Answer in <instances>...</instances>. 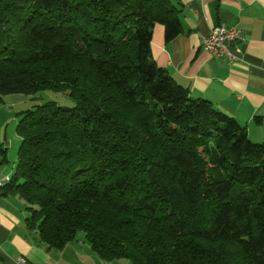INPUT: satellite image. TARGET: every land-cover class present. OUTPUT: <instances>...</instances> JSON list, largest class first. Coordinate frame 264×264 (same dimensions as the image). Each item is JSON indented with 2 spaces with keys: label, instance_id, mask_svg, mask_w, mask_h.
I'll use <instances>...</instances> for the list:
<instances>
[{
  "label": "trees",
  "instance_id": "1",
  "mask_svg": "<svg viewBox=\"0 0 264 264\" xmlns=\"http://www.w3.org/2000/svg\"><path fill=\"white\" fill-rule=\"evenodd\" d=\"M181 12L178 0H0V97L73 101L17 112L0 186L47 249L81 231L108 262L264 264V138L151 56L153 26L168 41Z\"/></svg>",
  "mask_w": 264,
  "mask_h": 264
},
{
  "label": "crops",
  "instance_id": "2",
  "mask_svg": "<svg viewBox=\"0 0 264 264\" xmlns=\"http://www.w3.org/2000/svg\"><path fill=\"white\" fill-rule=\"evenodd\" d=\"M181 32L165 41L164 28L153 26L150 50L155 63L194 98L210 101L246 129L252 141L264 138V0H178ZM218 23L242 30L244 40L226 42L229 55L212 56L201 47V38ZM231 57V58H230ZM10 95V94H9ZM8 95L0 97V179L10 177L15 158L8 149L15 140L17 112L5 110ZM14 123V139L7 128ZM16 155V154H15ZM24 201L16 195H0V264H16L23 256L32 264H130L127 260L103 261L83 240V235L61 249H47L35 232L27 230Z\"/></svg>",
  "mask_w": 264,
  "mask_h": 264
},
{
  "label": "rangeland",
  "instance_id": "3",
  "mask_svg": "<svg viewBox=\"0 0 264 264\" xmlns=\"http://www.w3.org/2000/svg\"><path fill=\"white\" fill-rule=\"evenodd\" d=\"M7 101H9V104H6L5 110H9L12 112V115L15 112L23 111L26 109L32 108L34 105L43 103L45 101H55L61 105H67L70 106L73 104V101L69 97H65L64 94L53 91V90H42L37 92L34 95H25L20 93H11L10 95L7 94ZM14 116V115H13ZM7 136L8 138L14 139L13 133H14V123L10 124L7 128ZM19 138V137H18ZM19 140V139H18ZM20 140L17 142L15 146V140L13 141V144L8 149L7 154V160L8 162L5 163L6 166L11 167V161L14 160L16 150L18 148ZM77 235H83L81 231L77 232Z\"/></svg>",
  "mask_w": 264,
  "mask_h": 264
},
{
  "label": "built area",
  "instance_id": "4",
  "mask_svg": "<svg viewBox=\"0 0 264 264\" xmlns=\"http://www.w3.org/2000/svg\"><path fill=\"white\" fill-rule=\"evenodd\" d=\"M244 40V34L237 26L226 25L224 23H218L214 25L208 32L207 35L202 36L201 38V47L206 52L210 53L212 56H222L229 55L226 42ZM231 58V57H230ZM4 178L0 179L2 182ZM16 264H32L23 256L17 257L15 259ZM42 264H50L48 262Z\"/></svg>",
  "mask_w": 264,
  "mask_h": 264
},
{
  "label": "bare ground",
  "instance_id": "5",
  "mask_svg": "<svg viewBox=\"0 0 264 264\" xmlns=\"http://www.w3.org/2000/svg\"><path fill=\"white\" fill-rule=\"evenodd\" d=\"M8 179H9V177L6 176V178L2 182H0V186H2L5 182H7Z\"/></svg>",
  "mask_w": 264,
  "mask_h": 264
}]
</instances>
